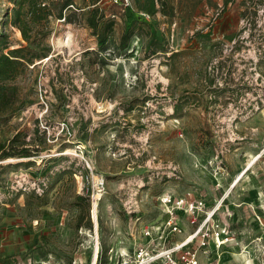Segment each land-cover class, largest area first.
Wrapping results in <instances>:
<instances>
[{
  "label": "rangeland",
  "instance_id": "374dc122",
  "mask_svg": "<svg viewBox=\"0 0 264 264\" xmlns=\"http://www.w3.org/2000/svg\"><path fill=\"white\" fill-rule=\"evenodd\" d=\"M45 3L33 47L0 0V54L47 55L3 81L0 144L30 156L0 160V264H95L97 243L112 264L163 226L166 196L217 209L221 264H264V0H77L63 18ZM94 7L99 34L115 23L103 47Z\"/></svg>",
  "mask_w": 264,
  "mask_h": 264
},
{
  "label": "built area",
  "instance_id": "2783aa9c",
  "mask_svg": "<svg viewBox=\"0 0 264 264\" xmlns=\"http://www.w3.org/2000/svg\"><path fill=\"white\" fill-rule=\"evenodd\" d=\"M120 1L126 6L129 5V0ZM162 203L167 207V219L163 226L158 227L155 232L146 227L144 234L151 239L136 242L131 252L119 254L111 247L108 253L111 263L114 264L113 259L118 258L115 264H221L220 251L232 239H229L228 228L223 227L216 219L217 209H207L203 200H190L185 197L166 196ZM180 212L193 216L192 223H197V228L186 239H166L171 233L182 232L178 222ZM102 257V249L100 251L97 243L95 264Z\"/></svg>",
  "mask_w": 264,
  "mask_h": 264
},
{
  "label": "trees",
  "instance_id": "16d2710c",
  "mask_svg": "<svg viewBox=\"0 0 264 264\" xmlns=\"http://www.w3.org/2000/svg\"><path fill=\"white\" fill-rule=\"evenodd\" d=\"M16 6L13 8L12 22L20 29L24 40L33 47H37L38 43L30 31L31 24H40L44 20H47L51 13L48 11L45 0H14ZM77 0H61L60 18L64 17V10L71 8V5H75ZM99 8L94 7L91 10V17L89 18V25L93 29L95 34L98 33L101 21L97 15ZM150 14H155L157 8L155 2H152L150 7L144 8ZM66 18V17H65ZM114 21L107 20L104 23L103 31L99 34V45L103 47L107 41L108 35L113 31ZM5 35L0 34V47L2 50L8 48L7 42L4 40ZM158 51V50H157ZM47 55L39 53L29 46H20L11 49L8 53L2 52L0 54V113L7 110L12 104H15L14 94H17V87L10 88L3 81L13 80L19 74H21L27 65L34 64V58H44ZM10 90L12 93H10ZM28 157L30 153L28 149L23 148L19 152H9L5 149L4 144H0V160L7 159L9 157ZM89 198V197H88ZM107 251V249H106ZM104 255V251L102 252Z\"/></svg>",
  "mask_w": 264,
  "mask_h": 264
},
{
  "label": "bare ground",
  "instance_id": "6f19581e",
  "mask_svg": "<svg viewBox=\"0 0 264 264\" xmlns=\"http://www.w3.org/2000/svg\"><path fill=\"white\" fill-rule=\"evenodd\" d=\"M68 35H69V37H68V42H70L69 40H70V36H71V35H70V34H68Z\"/></svg>",
  "mask_w": 264,
  "mask_h": 264
}]
</instances>
